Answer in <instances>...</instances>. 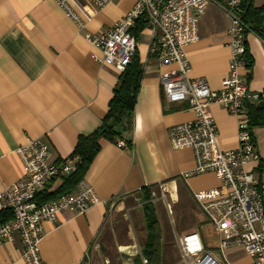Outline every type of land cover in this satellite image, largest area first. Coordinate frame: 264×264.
<instances>
[{
  "label": "crops",
  "instance_id": "0c3cea01",
  "mask_svg": "<svg viewBox=\"0 0 264 264\" xmlns=\"http://www.w3.org/2000/svg\"><path fill=\"white\" fill-rule=\"evenodd\" d=\"M252 1L254 8L264 6V0ZM134 4L135 0H115L100 11L89 6L94 19L80 30L53 0H0V190L22 180V163L15 152L30 140H44L51 161L60 162L70 158L80 136L100 129L120 73L93 60L98 52L85 35L111 28ZM229 29L226 14L210 5L199 22L198 42L188 48L190 77L204 79L213 91H219L228 76ZM159 37L147 23L137 39L136 54L144 75L129 136L132 148L105 145L84 178L108 204L95 206L84 215L64 212L56 224L46 223L40 248L46 264H144L148 228L144 207L135 210L134 198L144 205L150 193L158 217L153 194L161 186L169 189L174 205L182 201L179 217L185 226L167 238L161 226V253L153 264H183L179 240L190 234H197L205 251L223 264H255L241 247L221 249V233L194 198L196 192L219 189L217 176L209 172L183 178L195 168L194 153L174 150L168 129L193 121L195 114L186 102L166 100L160 77L176 65L159 67L153 53ZM262 38L263 25L258 35L247 37L252 66L241 74L251 96L258 98L246 103L247 115V105L264 100ZM208 114L217 126L220 149H236L238 118L221 105L210 106ZM253 132L261 160L248 164L247 169L264 181V127ZM60 183V179L53 181L47 191H55ZM22 252L21 238L16 236L12 244L0 247V264H25Z\"/></svg>",
  "mask_w": 264,
  "mask_h": 264
},
{
  "label": "built area",
  "instance_id": "2783aa9c",
  "mask_svg": "<svg viewBox=\"0 0 264 264\" xmlns=\"http://www.w3.org/2000/svg\"><path fill=\"white\" fill-rule=\"evenodd\" d=\"M78 27L84 30L94 19L89 6L100 11L115 0H53ZM210 5L221 9L230 20V62L228 76L219 91H213L202 78H191L188 48L199 40V22ZM242 0H135L131 11L111 28L99 34H86V41L98 54L92 58L101 66L124 73L137 53V39L132 30L136 22L145 18L160 37L153 46L160 68L176 65L160 77L166 100L171 104L187 103L195 114L193 121L168 129V138L174 150L191 149L195 168L183 175L214 173L221 183L219 189L194 194L209 223L222 235L221 249L243 248L255 264H264V181L247 169L250 163H259L255 136L249 125L245 105L252 99L241 72L249 68L247 37L256 34L243 19ZM264 46V38H262ZM212 105H221L238 118V147L221 150L218 129L208 114ZM125 148L123 141L118 142ZM22 163L23 178L16 184L0 190V211H11L10 222L0 224V247L12 244L16 236L23 245L25 264H46L41 256L45 237L44 225L56 224L64 212L84 215L102 200L94 188L84 180L75 193L40 202L39 195L47 191L53 181L73 171L70 160L52 162L48 144L33 139L16 150ZM111 203V207H114ZM183 264H223L207 253L197 234L180 238ZM99 249V244H95ZM144 264H148L146 259Z\"/></svg>",
  "mask_w": 264,
  "mask_h": 264
},
{
  "label": "trees",
  "instance_id": "16d2710c",
  "mask_svg": "<svg viewBox=\"0 0 264 264\" xmlns=\"http://www.w3.org/2000/svg\"><path fill=\"white\" fill-rule=\"evenodd\" d=\"M242 7L244 21L258 35L260 27L264 26V6L254 8L252 0H242ZM146 25L147 20L145 18L136 22L132 30L136 39L139 38ZM247 58L250 61L249 68H251L252 61L248 55ZM143 75L144 71L136 54L132 64L119 76L113 98L109 103L108 114L103 120L102 126L93 134L79 137L77 146L68 159L73 163V171L68 176L60 178L61 183L55 191H46L40 194L38 198L41 203L75 192L90 170L93 160L105 145H117L118 142L124 141L128 149L132 148L133 142L129 136L134 127V110ZM247 106L250 128L254 130L258 127H264V100L258 104ZM261 167L263 166L261 165ZM151 199V194L148 193L144 198L143 205L148 228V243L144 249V256L149 264H153L159 259L163 238ZM12 218L11 211H0V224L10 222Z\"/></svg>",
  "mask_w": 264,
  "mask_h": 264
},
{
  "label": "rangeland",
  "instance_id": "374dc122",
  "mask_svg": "<svg viewBox=\"0 0 264 264\" xmlns=\"http://www.w3.org/2000/svg\"><path fill=\"white\" fill-rule=\"evenodd\" d=\"M153 202L156 206L158 217L161 226L164 228L166 238L171 234L176 233L177 228H182L185 224L182 222L179 216H182V201L174 205L169 189L161 186L154 190ZM135 210H140L143 206V201L140 198H134ZM115 206V205H114ZM189 208V207H188ZM184 211V209H183ZM187 225V224H186ZM183 229V228H182ZM162 231V229H161Z\"/></svg>",
  "mask_w": 264,
  "mask_h": 264
}]
</instances>
